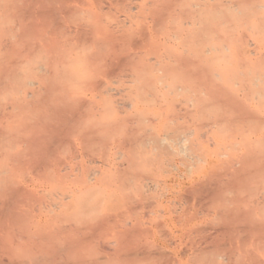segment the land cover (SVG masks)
I'll use <instances>...</instances> for the list:
<instances>
[{
    "label": "rangeland",
    "instance_id": "374dc122",
    "mask_svg": "<svg viewBox=\"0 0 264 264\" xmlns=\"http://www.w3.org/2000/svg\"><path fill=\"white\" fill-rule=\"evenodd\" d=\"M257 4L0 0V264H264Z\"/></svg>",
    "mask_w": 264,
    "mask_h": 264
},
{
    "label": "bare ground",
    "instance_id": "6f19581e",
    "mask_svg": "<svg viewBox=\"0 0 264 264\" xmlns=\"http://www.w3.org/2000/svg\"><path fill=\"white\" fill-rule=\"evenodd\" d=\"M218 5H220V6H222V7H224L227 11H228V13H229V15L231 16H234V14L235 13H239L240 12V6L238 7V5H235V3H227V2H219L218 1ZM255 7H257V8H262V7H264V4H257V5H254ZM247 7V6H246ZM245 7V8H246ZM216 9V8H215ZM221 10H223V9H219V12L221 11ZM218 12V11H217ZM220 14H221V12H220ZM38 32V31H37ZM32 33V32H31ZM33 35H35V34H33ZM30 92V91H29ZM27 95H29L28 93H27ZM32 95V94H31ZM30 95V96H31ZM33 132V131H32ZM40 132V131H39ZM38 132V133H39ZM36 139L35 140H37V137H35ZM31 142V141H30ZM39 147V146H38ZM29 160V159H28ZM35 160V159H34ZM33 159L31 160V161H34ZM30 161V160H29ZM37 161V160H36ZM15 190V189H14ZM21 190L22 189H20V192H21ZM28 190V189H27ZM23 191V190H22ZM24 191L26 192V189H24ZM24 191H23V193H24ZM15 192H16V190H15ZM17 192H18V189H17Z\"/></svg>",
    "mask_w": 264,
    "mask_h": 264
}]
</instances>
